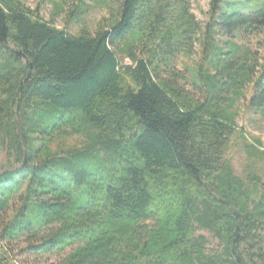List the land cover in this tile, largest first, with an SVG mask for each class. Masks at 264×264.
<instances>
[{
	"label": "trees",
	"instance_id": "trees-1",
	"mask_svg": "<svg viewBox=\"0 0 264 264\" xmlns=\"http://www.w3.org/2000/svg\"><path fill=\"white\" fill-rule=\"evenodd\" d=\"M101 2L0 0V264H264V0Z\"/></svg>",
	"mask_w": 264,
	"mask_h": 264
},
{
	"label": "rangeland",
	"instance_id": "rangeland-1",
	"mask_svg": "<svg viewBox=\"0 0 264 264\" xmlns=\"http://www.w3.org/2000/svg\"><path fill=\"white\" fill-rule=\"evenodd\" d=\"M29 7H34L38 0H25ZM101 1H106L110 4H114V0H84L88 3L89 10L84 15L83 20L89 25L94 26L97 20L107 14V6ZM208 8V0H191V10L195 17L200 21L206 19V11ZM49 4L47 3L43 9V15L47 17ZM248 8H245L247 10ZM57 25L63 26L60 19L57 20ZM77 29L75 23H71L66 27L68 32H73ZM261 54L264 56V45L259 44ZM237 126L243 127L246 132L248 141L257 138L264 144V114L250 113L246 110H242L240 117L237 119ZM232 158L234 168L237 173L242 172L243 164L245 162V152L243 146L238 138L233 141L232 148L229 152ZM5 160V155L0 147V168ZM209 239V246H215L216 242L207 233L203 232ZM4 245V242H0V246ZM68 251V250H67ZM9 258L12 264H58L60 255L57 254H43L37 257L30 256L28 254L19 252L16 246L12 245L11 250L8 251Z\"/></svg>",
	"mask_w": 264,
	"mask_h": 264
}]
</instances>
